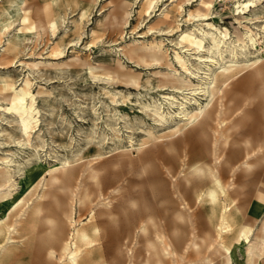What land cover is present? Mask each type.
<instances>
[{
	"label": "rangeland",
	"instance_id": "1",
	"mask_svg": "<svg viewBox=\"0 0 264 264\" xmlns=\"http://www.w3.org/2000/svg\"><path fill=\"white\" fill-rule=\"evenodd\" d=\"M121 1L25 0L15 17V28L23 25L25 15L26 25L41 17L46 22L55 19L57 27L48 28L37 41L25 33L18 51L2 62L30 53L47 56L55 43L64 50L59 60L72 54H79L81 60L62 72L30 75L35 97L21 116L25 130L0 109V157L12 153L22 163L15 178L23 179L18 185L21 204L9 214L5 206L0 207V264H47L36 241L42 229L38 219L32 220V207L43 199L48 177L25 163L35 153L45 164L69 161L77 167L80 201L72 248L80 264H156L158 233L179 252L188 247L186 264L196 257L192 241L215 239L224 226L223 216L228 223L223 241L231 248L233 264H244L245 244L237 241V235L244 226L256 232L261 225L264 179L252 178L241 169L230 170L221 158L236 166L248 145L264 144V61L240 67L223 92L214 96L209 108L215 111L213 117L227 110L218 119L199 117L179 128L171 120L161 122L147 105L171 91L155 72L172 68L157 62L140 66L118 53V47L133 38L162 39L169 58L174 50L184 51L191 69H199L201 76L206 67L196 55L208 53L178 44L180 31L200 22L196 17L202 14L200 0H182V10L178 0H161L155 7L152 0H128L132 5L122 36L120 28L112 25V10ZM247 1L215 0L207 20L234 36L236 29L244 31L247 16L248 25L260 30L264 0ZM0 4L6 5L7 0ZM163 9L168 10L169 20L159 18ZM258 47H264L262 34ZM7 66L0 67V78L9 76L18 83L27 72ZM121 69L140 71V86L127 82ZM199 98L206 102L205 97ZM194 166H217L222 172L225 192H219L215 201L208 196L207 179L191 173ZM180 214H188L189 219H181ZM84 233L89 236L84 238ZM203 252L212 263L224 259L213 247H204ZM69 257L62 264H70ZM167 261L175 264V259Z\"/></svg>",
	"mask_w": 264,
	"mask_h": 264
},
{
	"label": "bare ground",
	"instance_id": "2",
	"mask_svg": "<svg viewBox=\"0 0 264 264\" xmlns=\"http://www.w3.org/2000/svg\"><path fill=\"white\" fill-rule=\"evenodd\" d=\"M159 1L161 0H152V7H155ZM248 2L249 0L246 3ZM24 4L25 0H7L6 5L0 4V67L6 64L7 67L19 66L27 71L18 83L9 76L0 78V109L2 114H9L18 120L23 130L26 129V126L21 116L27 112L30 100L35 97L30 75L52 70L62 72L81 60L79 54H72L67 59L59 60L64 54V50L60 44L55 43L50 47L47 56L42 53H30L27 57L17 58L15 56L7 62H2L6 61L12 53L18 51V41L25 33L33 34L37 41L48 28L54 30L57 27L55 19L46 22L41 17H37L30 25H26L29 18L25 15L21 18L23 25L15 28V17L23 10ZM199 4L202 14H198L196 17L200 22L193 25L191 29L180 31L178 44L193 47L197 52L205 49L208 53L206 57L196 55L197 59L201 60V63L206 67V70L201 72L203 76L199 75V69L197 71L191 69L190 59L184 54V51L174 50L173 57L169 58L168 49L164 46L162 39L147 41L133 38L124 41L118 47V53L140 66H149L151 62H157V64L165 63L172 68L166 72H155V75L160 76V82L163 85H169L171 91L166 95H160L161 98L153 100L147 105V108L161 122L171 120L177 124L176 128L192 124L199 117L216 120L221 114H225L227 110L223 109L213 117L215 111H211L209 108L214 96L223 92L224 85L237 74L236 71L240 67L258 66L264 61V53H261L264 47H258L261 34L264 42V23L260 26V30L256 31L248 25L249 18L244 16L245 22H242L244 31L236 29L234 36H231L227 28H222L213 21L207 20L211 15V8L214 7L215 0H200ZM131 5L130 1L122 0L112 10V25L120 28L121 36L124 32L121 28L122 25L129 21ZM177 6L179 10H182L183 1L178 0ZM82 14L84 16L85 12ZM189 16H191L190 13ZM159 18L169 20L168 10L163 9ZM75 29H80V26L76 25ZM227 55H229V59L226 62ZM216 57L223 61L222 64ZM174 63L178 66L177 68ZM215 66L217 67L213 68ZM120 74L125 77L127 82L136 87H139L143 80L140 71L121 69ZM193 78H197V81ZM199 96L205 97L206 102H202ZM215 131L218 132V127L215 128ZM221 137L225 139L223 145H226L227 140L224 138V133ZM221 159H224L230 170L241 169L249 176L252 175V178L263 176L264 179V144H259L258 147L248 145L239 165L230 164L229 160L227 161L224 157ZM25 163L29 167L32 165L36 169H42V172L48 177L43 199H39L32 207V220L38 219V228L42 229L38 233L36 241L45 262L47 264H62L69 255L68 262L70 264H80L75 250L72 248L74 233L77 232V201H80L77 167L69 161H54L45 164L41 162L36 153L25 160ZM21 166L22 163H17L13 159L12 153L0 157V207L5 206L7 214L21 204L18 185L23 179L17 181L15 178L16 172L22 170ZM191 173L207 179L211 185L208 192L211 201H215L219 197V192H225L224 177L217 166H194ZM184 180L187 183L190 182L189 176H185ZM261 188V197L264 199L262 183ZM61 196L65 199H62ZM179 217L189 219L188 214H180ZM223 221L224 226L220 228L215 239L212 240L211 236H207L192 241L191 248L196 257L192 260L189 259L186 264H215L206 260L207 256H203L204 247L205 249L213 247L217 253L223 254L224 259L220 264H233L231 248L223 241V235L228 232L225 216H223ZM83 236L85 238L89 235L84 233ZM156 240L159 245L157 247L154 244L156 264H167L166 260L169 258L173 261L175 259V264H185L188 255L187 246L179 252L177 247H171L163 233L156 234ZM237 241L245 244L244 264H264V217L256 232L249 226L242 227L238 232Z\"/></svg>",
	"mask_w": 264,
	"mask_h": 264
}]
</instances>
